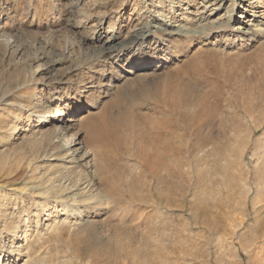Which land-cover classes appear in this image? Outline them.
<instances>
[{"label": "rangeland", "instance_id": "obj_1", "mask_svg": "<svg viewBox=\"0 0 264 264\" xmlns=\"http://www.w3.org/2000/svg\"><path fill=\"white\" fill-rule=\"evenodd\" d=\"M173 1L162 2L165 14L180 20L188 6ZM156 4L0 0L4 253L15 227L6 214L11 205L16 203L22 221L29 222L18 257L4 264H21L22 259L28 264H264L261 41L232 45L233 39L220 33L203 42L199 34L172 37L152 27L143 47L149 55L145 66L133 62L138 46L114 58L95 55L108 37L131 35L137 21L158 9ZM240 20L241 26L252 27L248 18ZM188 25L183 27H197ZM158 48H166L159 56L177 57L161 67L147 66ZM88 84L94 88L83 92ZM37 87L45 90L33 94ZM55 90L57 99L67 93L73 98L65 110V131L56 120L36 125L45 114L56 118L63 111L51 101ZM180 93L185 101L173 106ZM90 117L92 125L83 127ZM150 151L158 154L161 182L146 166L152 161ZM67 186H78L81 198H89L84 206L92 210L82 221L59 217L57 223L44 205L54 204L58 191L69 193Z\"/></svg>", "mask_w": 264, "mask_h": 264}, {"label": "bare ground", "instance_id": "obj_2", "mask_svg": "<svg viewBox=\"0 0 264 264\" xmlns=\"http://www.w3.org/2000/svg\"><path fill=\"white\" fill-rule=\"evenodd\" d=\"M184 1H185L186 5L188 7L182 9V10H184V13H182L183 18L180 19V20L179 19L177 20L176 16H171V18L167 19V14H165V10H164V7L162 5V2H164V0H157V4H156L155 8H158V9L150 10V12L148 11L149 13H148L147 17H145L144 19L142 18L141 20L137 21V23L135 24V26L133 28L132 34L129 35L128 37L124 38L123 40H117L116 36L113 35V36L108 37L106 40L102 41L101 39H99L100 35L98 34L97 41H98V43L102 41V43L100 44V46H97V48L95 49V55H97V54H106V56H108L109 58H114V57H118L119 54H121V53L124 54V52H129V51H131V49H133L134 47L138 46L139 49L137 50L136 54L133 53V55H131L132 57H134L133 62H135V61L138 62L135 65L136 67L145 66V62H147V59L149 58V55L144 53L145 51H143L144 50L143 47L146 46V44H148L149 40L146 37V35L149 33V31H150V29L152 27L156 28V30L158 32L163 33V34L168 35V36H172V37L173 36H177V37L183 38L184 36L190 37L191 36L190 33L199 34V36H201V40L203 42L204 41L206 42L207 40L213 38V36L214 37H219L220 33L221 34L225 33V35H229V37L233 39L232 45H235V44H237L240 41H244V42L248 41V43H246L245 45L246 46H251L252 43L249 44V40H254V38H255V42L259 43L261 41L260 42L261 45L259 46L258 49H259V51L264 53V41H263L264 40V0H246V1L245 0H177V3L178 2H184ZM224 1L225 2L228 1V4L226 6H225ZM170 2H174V1L170 0ZM193 5L196 6L195 7L196 9H195V11L193 13L194 17L193 18H189L188 14L192 13L191 11H189V9L191 7H193ZM172 7L173 6H170V8H172ZM170 10H168V11H170ZM222 10H224L223 13H220V12H222ZM241 18L242 19L243 18H248V22H249L248 26L249 27L252 26V27L247 29L246 27L241 26L239 24V22L241 21L240 20ZM178 21H183L184 25L189 23L191 26L192 25L193 26L197 25V27L195 29H193V30L191 28H187L186 29V28L183 27L184 25H182L181 23H178ZM190 25H188V26L190 27ZM110 27H113V26H110ZM256 39H258V40L256 41ZM236 40H237V42H235ZM170 41H173V40L171 39ZM203 44H205V43H203ZM166 48H168V47H166ZM166 48H164V49H159L158 48L156 50V53L153 54L152 60L147 63V66L151 65L154 68L161 67V66L166 65L168 62L174 60L177 56H175L173 53L168 54V56H162V55L159 56V55H157V54H159V52H165ZM138 54H140V55H138ZM195 61H196V58H195ZM257 63H259V62H257ZM255 74H257V73H255ZM92 88H94V85H92V84L85 85V87L83 89V92H88L89 89H92ZM43 90H45V87H42L41 89L37 87V88L33 89L32 93L33 94H38V93H40ZM178 92H179V90H178ZM51 94L53 96V99L51 101L52 102L56 101V103L60 104L62 106L61 108L63 109V111L60 112L56 118H54V116L50 115V113L45 114L43 117H41L38 120L36 125L38 127H46L49 124H51L54 120H56V122L58 124V128L60 129V131H65V130L69 129L68 126L64 125L66 123L65 120H67L66 119L67 113L65 112V110H69L70 109V107H68V106L70 105V102H71V100L73 98L70 99L69 98V94L67 93L61 99H57L56 95L58 94V92H56V90L53 91V93H51ZM180 94H183V93H180ZM194 95H195V93H194ZM260 95H263V94H260ZM180 96H181V98H177V100L175 99L176 101H175L174 104H172L173 106L176 105V104L178 106H180L185 101V98L183 99L184 94L180 95ZM175 98H176V96H175ZM33 99H35V97ZM203 99L205 100V97H203ZM215 103H217V102H215ZM236 103H235V105H236ZM252 104H253V102H252ZM209 105H211V104L209 103L207 106H209ZM213 105H215V104H213ZM27 108H29V107H27ZM180 108H182V107H180ZM212 108H214V106L211 107V109ZM75 110H78V108H75ZM79 112H81V111H78L77 113H79ZM211 113L213 114L214 112H211ZM251 120H253V119H251ZM71 121L72 120H70V122ZM92 123H93V117H90V118L85 119L82 122L81 125H83V127H90L92 125ZM245 123H246V121H245ZM27 130L28 129H24V131H27ZM233 130H235V129H233ZM73 145L74 146L75 145H79V147L75 149V151L77 150L78 153L81 152V150L83 149L78 142L77 143L73 142ZM200 149H201V147H200ZM151 153L153 154V157H151V159L150 158L149 159L152 160V161H150L149 163H146V166L148 167V169L151 170V172L150 171H148V172L153 174L154 177H152V178H156L157 182H161L162 181L161 177L159 178V176L156 174L157 173L156 172V167L159 166L158 162L160 161L159 159H157L158 154H155L154 151L151 152ZM87 154H88V152L85 150L82 153V156H84V158H85L87 156ZM144 154H145V152H144ZM148 157L149 156H147V160H148ZM157 160H159V161H157ZM142 163H143V161H142ZM101 166L97 168L98 172L102 171V167L104 165L102 167ZM152 166H154V169H152ZM161 167H163V166H161ZM158 169H159V167H158ZM85 186L86 185H84V187ZM48 187H46V188H48ZM88 187H90V184L88 185ZM109 187H110V185H109ZM115 187L116 186L112 187V189H114ZM32 188H34L33 191L37 190L36 187H31V190H32ZM127 188L129 189V188H131V186L127 187ZM29 189H30V187H29ZM67 189H69L71 191L69 193H67V192L62 193L60 191L57 192L58 193L57 195H58L59 198L54 201V204H46L45 203V205H44L45 206L44 212L45 211H47V212L51 211L50 213L47 214L48 216L50 214H52L53 212L55 213V214L53 213L54 214L53 215V217H54L53 221L54 222L56 221L57 223H59L57 221V219H59V217H60V220L62 222L63 221H70V222L71 221H74V222L75 221H82V220H84L86 218V216H87L86 214L91 212V210H92L89 206L88 207L84 206L85 205L84 203L88 202L89 198H87V199H82L83 197L81 198L82 194L79 195L78 194L79 191L77 192V190H79L78 186H76L75 189L73 187H71V186H69V187L67 186ZM67 189H65V191ZM112 189H110V190H112ZM40 190H41V188H40ZM43 190H44V188H43ZM123 190H126V189L124 188ZM90 191H89V193H91ZM129 191H131V190L129 189ZM248 192H246V193L248 194ZM40 193L42 194L44 192L40 191ZM40 193L38 192L36 194H40ZM122 196H124V194ZM128 198L130 199V197H128ZM97 199H99V198H97ZM108 200L110 201V199H108ZM95 202H98V201H95ZM102 203H106V202H102ZM155 204H156V201H155ZM165 204H166V202H165ZM157 205H159V204H157ZM11 206H12V208L10 209V211L8 210V212H6V214H8L10 216L8 219H13L15 227H14V231L11 234V237L8 240V243L6 245V253H4V251H3L4 248L1 247L2 245L0 243V264H4V262L7 259L8 260L12 259V261H14L18 257L17 256L18 255V250H19L18 244L21 241V238H25L27 236L28 229H29L28 228L29 227V222H28L27 219L22 221V217L20 216V211H19L18 207L16 206V203L11 205ZM5 211H6V208L4 209L3 206H0V220L3 219L1 216H5L4 215ZM49 226H50V224L48 223V224L45 225L44 228L47 229ZM116 248H115V250H116ZM27 255H29V254L27 253L26 256ZM21 264H28L27 259H22L21 260Z\"/></svg>", "mask_w": 264, "mask_h": 264}]
</instances>
